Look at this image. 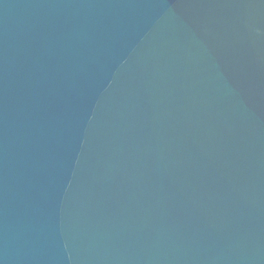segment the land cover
I'll use <instances>...</instances> for the list:
<instances>
[{"label":"water","instance_id":"water-1","mask_svg":"<svg viewBox=\"0 0 264 264\" xmlns=\"http://www.w3.org/2000/svg\"><path fill=\"white\" fill-rule=\"evenodd\" d=\"M0 264H264V0H0Z\"/></svg>","mask_w":264,"mask_h":264}]
</instances>
